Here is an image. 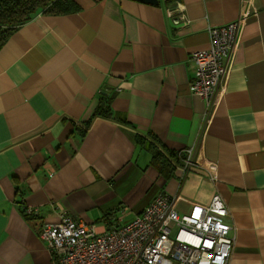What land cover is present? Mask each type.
<instances>
[{"label": "crops", "instance_id": "obj_1", "mask_svg": "<svg viewBox=\"0 0 264 264\" xmlns=\"http://www.w3.org/2000/svg\"><path fill=\"white\" fill-rule=\"evenodd\" d=\"M73 1L78 12L40 13L0 50V264H56L43 224L68 213L103 233L161 194L180 213L220 195L229 264H264V0ZM179 10L188 22L176 25ZM241 15L207 119L191 55L209 48L210 26ZM104 100L117 120L95 117Z\"/></svg>", "mask_w": 264, "mask_h": 264}, {"label": "built area", "instance_id": "obj_2", "mask_svg": "<svg viewBox=\"0 0 264 264\" xmlns=\"http://www.w3.org/2000/svg\"><path fill=\"white\" fill-rule=\"evenodd\" d=\"M184 19L182 10L174 20ZM247 18L210 26V46L194 51L191 60L194 77L191 94L206 104V117L220 93L227 74V63ZM191 158L182 167L188 175ZM176 199L158 195L144 211L127 224L112 226L98 233L68 213L54 224H43L39 238L56 264H229L235 245L231 224L225 222L229 209L220 195H214L207 205H193L186 213L175 208ZM25 216H38V209L24 206ZM108 221H114L111 217Z\"/></svg>", "mask_w": 264, "mask_h": 264}, {"label": "trees", "instance_id": "obj_3", "mask_svg": "<svg viewBox=\"0 0 264 264\" xmlns=\"http://www.w3.org/2000/svg\"><path fill=\"white\" fill-rule=\"evenodd\" d=\"M79 10L80 7L73 0H0V50L19 26L29 22L38 14L69 15ZM109 102L104 100L98 106L95 117L118 119L108 105ZM88 124L90 125V123ZM144 142V139L138 138V143ZM150 147L152 148V145ZM170 156L176 158L178 162L177 155ZM178 156L181 158L180 155ZM168 158L161 153H156L152 163L157 168L163 169L164 175L171 176L175 172L177 164L174 165V162Z\"/></svg>", "mask_w": 264, "mask_h": 264}, {"label": "water", "instance_id": "obj_4", "mask_svg": "<svg viewBox=\"0 0 264 264\" xmlns=\"http://www.w3.org/2000/svg\"><path fill=\"white\" fill-rule=\"evenodd\" d=\"M135 1L146 3V4H149V5H152V6H158L159 3H160L159 0H135Z\"/></svg>", "mask_w": 264, "mask_h": 264}]
</instances>
